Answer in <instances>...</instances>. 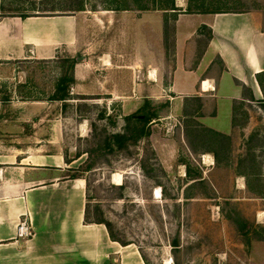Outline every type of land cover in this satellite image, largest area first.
<instances>
[{
    "label": "rangeland",
    "instance_id": "obj_1",
    "mask_svg": "<svg viewBox=\"0 0 264 264\" xmlns=\"http://www.w3.org/2000/svg\"><path fill=\"white\" fill-rule=\"evenodd\" d=\"M72 1L0 0V18L54 8L79 20L71 46L0 57V155L62 156L64 176L86 180L91 216L98 208L130 242L131 263L264 264V100L237 102L229 117L163 88L177 10H251L264 28V0H83V11L66 10ZM123 11L144 13L142 73ZM135 126V142H111Z\"/></svg>",
    "mask_w": 264,
    "mask_h": 264
},
{
    "label": "crops",
    "instance_id": "obj_2",
    "mask_svg": "<svg viewBox=\"0 0 264 264\" xmlns=\"http://www.w3.org/2000/svg\"><path fill=\"white\" fill-rule=\"evenodd\" d=\"M121 19L130 27L134 68L142 73L144 13L123 11ZM78 27V17L70 15L0 18V57H21L25 50L44 57L77 42ZM156 77L159 83L161 74ZM163 88L174 101L197 99L229 117L237 102L264 100V28L256 12L177 10ZM34 157L0 155V264H138L103 224L84 222L85 178L64 176L62 156ZM21 220L31 227L27 238L17 236Z\"/></svg>",
    "mask_w": 264,
    "mask_h": 264
},
{
    "label": "trees",
    "instance_id": "obj_3",
    "mask_svg": "<svg viewBox=\"0 0 264 264\" xmlns=\"http://www.w3.org/2000/svg\"><path fill=\"white\" fill-rule=\"evenodd\" d=\"M71 3L72 4H70L69 8L66 10H69V11H83L84 10L83 0H74V2L72 1ZM138 7H140V6H138ZM125 9H127V8H125ZM146 9H148V8L144 7V6L139 8V10H146ZM171 9H174V8H171ZM54 10H55L54 8H50V9L45 8L42 10L41 14L40 13H33V14L23 13V14H19L17 16L21 17L22 19L29 17V16H55L57 14L48 13V12H54ZM58 90L60 92H59V95L56 96L57 98H55V99L62 100V101L67 99V92H65L64 86L61 83L58 85ZM128 119L131 120V118H128ZM134 119L135 120H133V119L132 120H133V123L135 124L136 121L139 122V120H143V117H136ZM136 119H138V120H136ZM143 134H144L143 128L142 127L137 128V126H135V128H132L130 130V134L128 133V130L125 129V132L114 134L110 139H111V142H113L117 145V147L122 148V147L127 146V143H129V142H131V143L135 142L137 140V138ZM76 177H79V176H73L71 178H76ZM119 187L121 188V186H119ZM87 203L85 205V211H84V222L85 223L103 224L106 227L107 232H108L111 240L116 241V242L120 243L121 245L130 244V242H125V241H123L117 237L116 233L113 231L112 223L109 222L108 220L102 218L100 210L98 208L95 209V215L96 216H91L90 211H89V206ZM230 219H232V218L230 217ZM262 238H264V237L259 236V239H262ZM170 245L172 246V249H175V247H178V239L173 238L170 242Z\"/></svg>",
    "mask_w": 264,
    "mask_h": 264
},
{
    "label": "built area",
    "instance_id": "obj_4",
    "mask_svg": "<svg viewBox=\"0 0 264 264\" xmlns=\"http://www.w3.org/2000/svg\"><path fill=\"white\" fill-rule=\"evenodd\" d=\"M30 225L26 220H21L17 226V236L20 238H27L31 235Z\"/></svg>",
    "mask_w": 264,
    "mask_h": 264
}]
</instances>
